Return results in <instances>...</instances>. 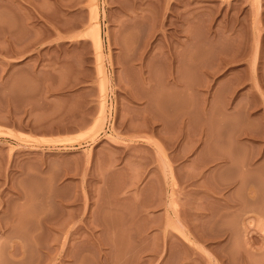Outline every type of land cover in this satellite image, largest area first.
<instances>
[{
  "label": "rangeland",
  "instance_id": "374dc122",
  "mask_svg": "<svg viewBox=\"0 0 264 264\" xmlns=\"http://www.w3.org/2000/svg\"><path fill=\"white\" fill-rule=\"evenodd\" d=\"M95 4L0 0V263L264 264V0Z\"/></svg>",
  "mask_w": 264,
  "mask_h": 264
},
{
  "label": "bare ground",
  "instance_id": "6f19581e",
  "mask_svg": "<svg viewBox=\"0 0 264 264\" xmlns=\"http://www.w3.org/2000/svg\"><path fill=\"white\" fill-rule=\"evenodd\" d=\"M93 1V5H92V8H91V20H93V22L95 23V25L94 24H92V26H90V27H92L91 29L90 28H88V29H90V30H88L89 32H88V36L91 38V40H92V42H93V45H94V48H95V50H96V52H97V54H98V58H99V60L101 59L100 57V55H101V53H102V39H101V34H100V28H99V26H98V23H97V19H98V11H97V5L95 4V2H96V0H92ZM257 3V2H256ZM28 19V18H27ZM10 22V21H9ZM10 24H12V20H11V23ZM13 25V24H12ZM94 25V26H93ZM231 28V27H230ZM87 34V33H86ZM87 36V35H86ZM87 36V37H88ZM34 37H36V36H32V38H34ZM25 39V38H24ZM23 39V40H24ZM40 39V38H39ZM15 42H17L15 39H13ZM27 40V39H26ZM25 40V41H26ZM42 40V39H41ZM13 41V42H14ZM40 41V40H39ZM18 43V42H17ZM22 43V42H21ZM27 43V42H26ZM29 44H30V42H28ZM34 43V42H33ZM38 43V42H37ZM32 44V43H31ZM36 44V43H35ZM34 44V45H35ZM26 45V44H25ZM25 45H24V47H25ZM16 46H17V44H16ZM15 45H14V47H16ZM28 46V45H27ZM26 46V47H27ZM30 46H33V45H30ZM25 47V49H27ZM21 49H22V47H21ZM24 49V48H23ZM29 49V48H28ZM17 50V49H16ZM256 50V49H255ZM19 51H24V50H20L19 49ZM18 53V52H17ZM244 55V54H243ZM236 57V56H235ZM234 57V58H235ZM240 57H241V55H240ZM240 57H238V58H240ZM255 57V56H254ZM97 58V59H98ZM238 58H236V59H238ZM228 59H226L225 61H227ZM232 60H233V58H232ZM232 60H230L229 59V61H232ZM229 61H227V62H225L224 64H220L219 66H221V68L222 67H224L227 63H229ZM100 66H98V72L101 74V75H104V72H103V69H102V65L101 64H99ZM219 68V67H218ZM217 68V69H218ZM219 70V69H218ZM209 72V71H208ZM211 72V71H210ZM212 73H216V72H212ZM209 74H211V73H209ZM99 75V74H98ZM100 85L101 86H99V89H100V93H102V100H101V102H100V106H101V110H100V112H103L104 113V108H105V105H104V95H105V91H106V89H105V85H104V83L102 82V80H101V83H100ZM101 114V113H100ZM103 118V116H101V118L98 120V118H97V120H98V123L100 122V120ZM97 120L95 121V123L97 122ZM103 120H104V118H103ZM153 120V119H152ZM95 123H94V125H95ZM101 125V124H100ZM175 182H174V180H173V184H174ZM175 185V184H174ZM172 204H175V203H172ZM175 207V206H174ZM177 211V210H176ZM179 211V210H178ZM181 212V211H180ZM179 213V212H178ZM181 215V214H180ZM166 218H167V220H169L170 219V215H169V212H168V210L166 209ZM57 225V224H56ZM60 225V224H59ZM67 225V224H66ZM61 227V226H60ZM58 228V227H57ZM65 228V227H64ZM13 234H15L14 232H13ZM70 236H71V234H70ZM165 236H167V235H165ZM196 237V236H195ZM68 245V244H67ZM166 245V244H165ZM70 254V253H69ZM208 259H209V262L211 263V264H222V263H220V262H218V261H216V259L214 258V257H212L211 255H208ZM2 261V264H3V262H4V260H1ZM6 263V262H5ZM1 264V263H0ZM7 264V263H6ZM225 264V263H224Z\"/></svg>",
  "mask_w": 264,
  "mask_h": 264
}]
</instances>
